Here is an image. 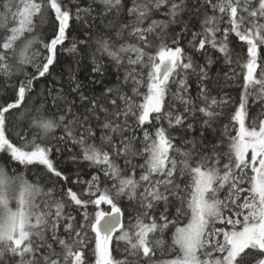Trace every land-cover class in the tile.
Returning a JSON list of instances; mask_svg holds the SVG:
<instances>
[{"label": "snow or ice", "instance_id": "6c2138e0", "mask_svg": "<svg viewBox=\"0 0 264 264\" xmlns=\"http://www.w3.org/2000/svg\"><path fill=\"white\" fill-rule=\"evenodd\" d=\"M0 264H264V0H0Z\"/></svg>", "mask_w": 264, "mask_h": 264}, {"label": "trees", "instance_id": "16d2710c", "mask_svg": "<svg viewBox=\"0 0 264 264\" xmlns=\"http://www.w3.org/2000/svg\"><path fill=\"white\" fill-rule=\"evenodd\" d=\"M59 163H60L61 166L71 167V165H68V164L66 163V160H65L64 158H60V159H59ZM102 207H104L105 209L107 208L106 205H105V206H102Z\"/></svg>", "mask_w": 264, "mask_h": 264}]
</instances>
